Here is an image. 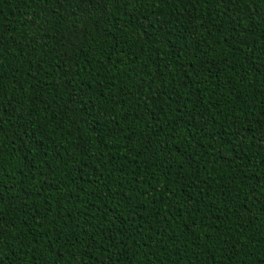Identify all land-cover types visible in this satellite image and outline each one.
<instances>
[{
    "label": "trees",
    "instance_id": "obj_1",
    "mask_svg": "<svg viewBox=\"0 0 264 264\" xmlns=\"http://www.w3.org/2000/svg\"><path fill=\"white\" fill-rule=\"evenodd\" d=\"M0 264H264V0H0Z\"/></svg>",
    "mask_w": 264,
    "mask_h": 264
}]
</instances>
